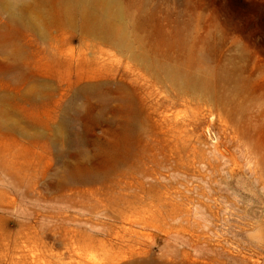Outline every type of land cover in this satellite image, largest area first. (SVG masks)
I'll return each instance as SVG.
<instances>
[{
  "label": "rangeland",
  "instance_id": "1",
  "mask_svg": "<svg viewBox=\"0 0 264 264\" xmlns=\"http://www.w3.org/2000/svg\"><path fill=\"white\" fill-rule=\"evenodd\" d=\"M0 264H264V0H0Z\"/></svg>",
  "mask_w": 264,
  "mask_h": 264
},
{
  "label": "bare ground",
  "instance_id": "2",
  "mask_svg": "<svg viewBox=\"0 0 264 264\" xmlns=\"http://www.w3.org/2000/svg\"><path fill=\"white\" fill-rule=\"evenodd\" d=\"M83 92V91H82ZM71 99V98H70ZM82 179V178H81Z\"/></svg>",
  "mask_w": 264,
  "mask_h": 264
}]
</instances>
